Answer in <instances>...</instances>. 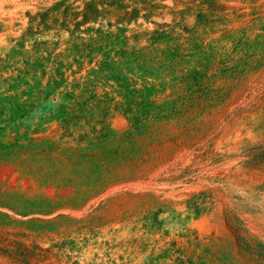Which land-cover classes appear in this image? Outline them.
<instances>
[{"label":"rangeland","instance_id":"374dc122","mask_svg":"<svg viewBox=\"0 0 264 264\" xmlns=\"http://www.w3.org/2000/svg\"><path fill=\"white\" fill-rule=\"evenodd\" d=\"M34 1L13 20L0 9V152L50 141L76 155L117 129L135 135L171 122L189 129L264 67L258 0ZM33 115L40 126L25 121ZM260 148L245 171L264 170ZM206 197L214 195L201 192L187 206L199 210ZM164 213L149 209L129 224L122 254L104 240L89 261L81 260L88 244L77 237L44 247L27 231L0 227V264H56L54 251L57 264L66 253V264H264V232L250 234L229 211L232 251Z\"/></svg>","mask_w":264,"mask_h":264},{"label":"bare ground","instance_id":"6f19581e","mask_svg":"<svg viewBox=\"0 0 264 264\" xmlns=\"http://www.w3.org/2000/svg\"><path fill=\"white\" fill-rule=\"evenodd\" d=\"M36 2L0 0V9L13 20L24 5L32 9ZM257 73L241 80L221 105L206 107L189 129L172 122L135 135L117 129L110 141L84 146L76 155L50 141L1 151L0 227L27 231L44 247L77 237L76 244H88L82 261L94 257L97 247L106 248L104 240L122 254L129 224L149 209L163 208L167 222L197 228L206 243L216 239L229 250L235 246L227 211L250 234L263 233L264 213L258 209L264 208V170L245 171L254 149L264 146V67ZM243 105L244 113L231 119ZM37 120L25 117L33 126H40ZM208 191L214 197L202 199L199 210L187 206ZM55 252L50 260L57 264Z\"/></svg>","mask_w":264,"mask_h":264}]
</instances>
